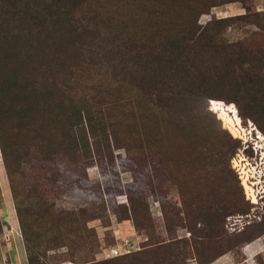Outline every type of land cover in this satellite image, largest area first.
<instances>
[{"label":"rangeland","instance_id":"374dc122","mask_svg":"<svg viewBox=\"0 0 264 264\" xmlns=\"http://www.w3.org/2000/svg\"><path fill=\"white\" fill-rule=\"evenodd\" d=\"M134 1L130 13L135 12L138 19V10H143L146 18L151 16L137 26L140 19L132 20L131 32L136 36L130 34L140 38L135 32L144 36L148 33L143 29L153 25V0H136L138 7ZM245 2L251 13L262 14L260 25H264V0ZM141 3H146L149 10ZM173 8L162 20L165 26L190 23ZM245 13L241 3L224 4L201 15L198 23L206 25ZM251 21L229 22L215 41L234 44L250 38L257 32L256 22ZM98 63L89 70L88 80L99 89L94 97L115 100L117 113L113 123L123 148L111 150V154L109 151L108 163L104 158L101 165H85L64 157L59 149L49 154L38 147L32 134L31 140H24L30 149L18 148L22 141L11 138L13 125L1 128L10 155L7 174L0 150V264H18L16 258L23 256L18 236L23 245L24 237L17 205L32 252L47 264H89L113 259L115 253L138 254L152 248L168 254L163 258L164 264H264V250L246 257L241 251L257 239L262 238L259 244H264V133L257 124L241 118L235 104L230 107L220 100L228 106V116L213 105L215 113L211 115L217 123L202 110L196 113L206 122L209 119L214 129L215 137H207L184 108L162 109L156 101L153 103L151 85L144 86L131 78L123 80L109 64ZM215 89L218 91L210 93L213 97H227L228 90L223 85ZM218 125L224 132L216 129ZM226 135L237 144L235 150ZM99 140L102 148L111 141L109 138L106 143L102 134ZM105 184L108 186L103 188L104 200L99 201L92 186ZM217 193L223 194L221 199L226 206L232 197L233 200L240 195L247 203L246 213L228 212L219 223L227 240H237L222 256L226 244L219 246L214 244L216 238L200 237V231L214 236L209 233V226L215 219L205 211L208 207L217 208ZM121 205L127 207L126 213ZM12 233L16 235L12 237ZM259 234L257 239L243 242L246 236ZM55 245L64 246L53 250ZM251 245L245 247L249 248L247 253L255 246ZM225 255L227 258L218 261Z\"/></svg>","mask_w":264,"mask_h":264},{"label":"trees","instance_id":"16d2710c","mask_svg":"<svg viewBox=\"0 0 264 264\" xmlns=\"http://www.w3.org/2000/svg\"><path fill=\"white\" fill-rule=\"evenodd\" d=\"M131 1L0 0V129L7 124L13 125L11 138L22 141L18 148L29 150L31 146L24 140H31L32 134L38 147L48 150L49 154L59 149L64 157L85 165H101L104 158L108 163L109 151L111 154V150L123 148L113 123V115L117 113L113 105L115 100L110 101L106 96L94 97L99 89L88 80L89 70L98 62L109 64L123 80L130 81L131 78L144 86L151 85L153 103L156 101L162 109L184 108L207 137H215L214 129L210 127L209 119L206 122L196 113L202 110L215 121L211 115L213 105L228 116L227 105L235 104L239 116L253 120L264 133V25H260L261 13H251L245 0H153V25L143 29L145 34L148 33L144 36L136 31L139 38L131 35L132 20L140 19L137 26L151 16L146 18V13L138 10L139 19L135 17V12L130 13ZM236 2L241 3L247 13L206 25L198 23V18L211 8ZM133 4L139 6L136 0ZM141 4L149 10L146 3ZM171 7L190 23L165 26L162 20H166ZM250 19L256 22L257 29L250 38L234 44L215 41L219 31L229 22ZM216 84L228 90L227 97L223 99L210 94L218 91ZM234 116L239 118L237 114ZM216 129L224 132L219 125ZM100 134L106 143L111 139L104 148L100 146ZM226 136L231 149L235 150L237 144ZM5 142L0 131V150L9 174L7 159L10 154ZM97 186L92 188L96 189L98 200L103 201V188L108 185ZM222 195L216 194L219 198L217 208L208 207L205 211L215 219L209 226V233L214 236L200 231L202 239L216 238L214 244H226L220 256L230 251V246L237 240H227L219 223L228 212L246 213L247 208L242 194L233 200L232 197L227 206L223 204ZM121 207L124 213L128 211L125 205ZM16 212L24 237L27 264H47L32 252L33 246L18 205ZM131 213L136 217L134 208ZM259 236H246L243 242ZM231 239L233 242L229 243ZM61 246L64 245H55L52 249ZM207 254L209 256L210 252ZM167 256L152 248L144 253L132 251L89 264H164L163 258Z\"/></svg>","mask_w":264,"mask_h":264},{"label":"crops","instance_id":"0c3cea01","mask_svg":"<svg viewBox=\"0 0 264 264\" xmlns=\"http://www.w3.org/2000/svg\"><path fill=\"white\" fill-rule=\"evenodd\" d=\"M8 214H9V212H8ZM13 230H14V228H13ZM13 234L16 235V233H12V237H13ZM17 236H18V234H17ZM18 237H19L20 242H21V249H22L21 251H22V255L23 256H22V258L17 257L16 259L18 261V264H25V262H27L25 248H24V245H23L21 236L19 235ZM261 240H262V238L261 239H257L254 242L246 245V246L251 245V244L252 245H255L254 247H252V249H250V251H249L250 253H247V251L249 250V248L248 249L247 248L245 249L246 246H243V248L241 250L242 253H243V256L246 257V256H249L251 253L252 254H255L256 252H261L262 250H264V247H263L264 244H261V243L259 244V242H261ZM227 256L228 255H225V256L221 257L218 261L223 260V258H227ZM3 258L6 259V255L5 254H4V257Z\"/></svg>","mask_w":264,"mask_h":264},{"label":"built area","instance_id":"2783aa9c","mask_svg":"<svg viewBox=\"0 0 264 264\" xmlns=\"http://www.w3.org/2000/svg\"><path fill=\"white\" fill-rule=\"evenodd\" d=\"M119 254H121V253H115L116 256H119Z\"/></svg>","mask_w":264,"mask_h":264},{"label":"bare ground","instance_id":"6f19581e","mask_svg":"<svg viewBox=\"0 0 264 264\" xmlns=\"http://www.w3.org/2000/svg\"><path fill=\"white\" fill-rule=\"evenodd\" d=\"M262 138V137H261ZM263 139V138H262ZM255 185V183L253 182V186Z\"/></svg>","mask_w":264,"mask_h":264}]
</instances>
